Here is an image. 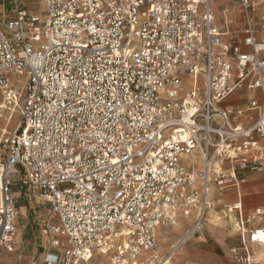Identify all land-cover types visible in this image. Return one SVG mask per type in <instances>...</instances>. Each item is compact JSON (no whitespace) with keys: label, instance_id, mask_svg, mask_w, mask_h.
<instances>
[{"label":"built area","instance_id":"built-area-1","mask_svg":"<svg viewBox=\"0 0 264 264\" xmlns=\"http://www.w3.org/2000/svg\"><path fill=\"white\" fill-rule=\"evenodd\" d=\"M236 2L241 43L225 41L211 0H0V88L20 115L0 154V251L16 250L23 196L47 207L54 252L30 264H173L215 192L264 175V101L221 107L246 87L264 98V0ZM13 75L25 78L21 105ZM250 111L253 124H234ZM228 212L233 259L252 264L264 207ZM189 215L190 230L160 252V229Z\"/></svg>","mask_w":264,"mask_h":264},{"label":"rangeland","instance_id":"rangeland-1","mask_svg":"<svg viewBox=\"0 0 264 264\" xmlns=\"http://www.w3.org/2000/svg\"><path fill=\"white\" fill-rule=\"evenodd\" d=\"M211 2L213 10L219 18L221 16V11H223L224 7L229 6L232 8L233 6H236V9L238 11L235 12V17L230 21V24H227V26H223L225 28H222L224 29V32L228 33H226L227 35L225 37V41H227V39L232 36L237 40V42L240 43L243 37L244 29L242 24V15L240 13V9L238 8L236 0H211ZM257 38L259 40H263L264 33L260 30H257ZM262 57H264V54ZM10 80L13 84V88H11V91L15 92L18 97V94L21 95L24 91L25 78L24 76L13 75L10 76ZM3 91L4 90L0 88V106H2L0 108V154L6 137L14 130L15 126L18 124L20 117L19 106H17L16 104L9 106L5 101L7 99V94ZM241 91L245 92L246 90L242 89ZM259 97L260 104H262L264 99L261 98V96ZM20 101L21 98L18 97L19 105H21ZM224 105L225 104L223 103V106ZM246 114H242L241 118L238 120L244 126H246L247 123L250 121L249 117L246 118ZM252 116L253 119L251 121H255L258 117L257 112L255 111ZM195 156L198 158V164H200L201 160L199 156ZM218 166H220L219 162ZM224 166L228 167V164H224ZM196 169L197 168H195V170ZM220 195L221 194H217V192L214 193L215 201L212 211H214L216 218H219L216 221V224L214 226L210 225L205 219L203 226L200 229L196 230L195 233L191 234L190 238H188L184 242V244L181 245L179 251L174 255L172 260L174 264H178L176 261V256L179 257V255L181 254L180 251L186 247H189V250L191 252L189 255L190 264H200L203 262L202 260H210L211 264H221V260L225 255H229V259L232 261V263L237 264V262L233 259L230 250H232V248L240 247V238L238 236V232L234 224L235 213L228 212V208L231 207L234 202H216ZM242 206L243 216L248 215L250 210L246 208L243 202ZM254 207L256 206L253 205L252 208ZM46 208L47 207H45L43 204L37 202L29 204L23 196L18 199V218L16 222L17 234L15 240L16 250L13 253H1L2 255H0V264H30L31 261L36 260V256H39L47 249L50 237L44 233L45 218L47 216ZM193 221L194 216L189 215L187 219L181 217L177 226L173 228L166 227L160 229L157 236L160 251L169 252L175 246H177L178 241L193 226ZM228 228H230V230L234 229V233H232V236H228L226 239H222V248H216L212 240L207 242L208 246H205L206 243H202L198 239V237L201 238L202 236L207 235H210L214 239H218V236L221 234V231L226 230ZM249 249L253 259L252 264H264L263 248L257 244H250ZM223 251L226 253H224ZM91 263L109 264L108 257H97L93 259Z\"/></svg>","mask_w":264,"mask_h":264},{"label":"crops","instance_id":"crops-1","mask_svg":"<svg viewBox=\"0 0 264 264\" xmlns=\"http://www.w3.org/2000/svg\"><path fill=\"white\" fill-rule=\"evenodd\" d=\"M213 6H214V2H213ZM236 11H238L236 9V6H233L232 8L229 6H226L223 8V11H221L220 18L215 14L217 19H218L219 25L223 27V26H227V24H230V21L235 17ZM223 28H225V27H223ZM263 40H259V41H263ZM243 47L244 46H242V49L244 51L247 50L246 47L245 48H243ZM243 89H245L246 91L242 92L241 91L242 89H240V90H237L234 93H232L227 98V100H225L223 102L225 105L223 106V103H222L221 107L222 108L233 107V108H239V109L241 108L242 109V108H246L247 104L251 100H256L260 104V97L259 96H261V98H263V93L260 90H250L247 87L243 88ZM244 102H246V103H244ZM254 112L255 111H250V112H247V114L245 115L246 118L249 117V119H250V121L247 123L246 126L242 125V123L239 122L238 120L235 121L234 124H238L239 126H242L245 128L247 126L253 124L257 120L256 119L255 121H251L253 119L252 115ZM227 168H228L227 166H223L224 170ZM242 186H243V188H242ZM226 201H228L229 203L234 202L233 205L239 204L242 209H243V206H242V202H243L245 204L246 208H248L250 210L249 213L252 212L256 208H263L264 207V175L260 172L249 173L246 176L244 182L238 188L227 189L226 191H224L220 195V197L217 199L216 202L221 203V202H226ZM253 205L256 207L252 208ZM242 214H243V211H242ZM213 216H214V222L212 225L214 226L216 224V221L219 218H216L214 211H213ZM245 216H247V215H245ZM210 219H211L210 217H208V216L206 217L207 222ZM235 223H236V217H235L234 224ZM235 227H236V224H235ZM236 230H237V228H236ZM233 231H234V229L230 230V228H228L226 230H222L221 234L218 236V239H214L210 235L202 236L201 238L198 237V239L202 243H206L205 246H208L207 242L212 240L214 242L216 248H222V246H221L222 239H226L228 236H232V233H234ZM56 239H59L61 241V238L57 237ZM213 251H214V249H213ZM160 252H163V251H160ZM180 252H181V254L179 255V257L176 256L177 263L178 264L179 263L190 264L189 255L191 252L189 250V247L183 248ZM1 253L3 254L2 251H0V255H2ZM224 253H226V252H224ZM53 254H54V252L52 250H49L47 247V249L43 253H41L39 256H36L35 262L36 261L42 262L45 257H47L48 255H53ZM202 261L203 262L200 264H211L210 260H202ZM221 264H234V263H232V261L229 259V255H225L223 257V259L221 260ZM261 264H263V263H261Z\"/></svg>","mask_w":264,"mask_h":264},{"label":"bare ground","instance_id":"bare-ground-1","mask_svg":"<svg viewBox=\"0 0 264 264\" xmlns=\"http://www.w3.org/2000/svg\"><path fill=\"white\" fill-rule=\"evenodd\" d=\"M1 107H2V106H0V108H1ZM217 166H218V162L215 161V160H212V161L210 162L209 169L212 170V168L214 169V168H216ZM208 217L211 218L210 220H208V223H209L210 225H212L213 222H214V216H213V211H212V210L209 211V213H208ZM179 247H180V246H179ZM179 247H176V248H175V250H174V255H175L176 251H178Z\"/></svg>","mask_w":264,"mask_h":264}]
</instances>
